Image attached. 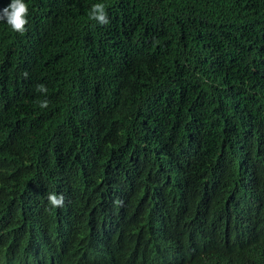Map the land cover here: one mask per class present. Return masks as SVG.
<instances>
[{
  "label": "trees",
  "instance_id": "1",
  "mask_svg": "<svg viewBox=\"0 0 264 264\" xmlns=\"http://www.w3.org/2000/svg\"><path fill=\"white\" fill-rule=\"evenodd\" d=\"M25 3L23 35L0 21V264H264V0Z\"/></svg>",
  "mask_w": 264,
  "mask_h": 264
},
{
  "label": "clouds",
  "instance_id": "2",
  "mask_svg": "<svg viewBox=\"0 0 264 264\" xmlns=\"http://www.w3.org/2000/svg\"><path fill=\"white\" fill-rule=\"evenodd\" d=\"M89 19L94 20L100 25L109 24V17L106 12V5L104 3H95L91 6L88 13ZM29 9L25 0H11V2L0 10V21L6 22L10 29L23 35L27 31ZM24 77H28V72H24ZM36 91L40 93H47L48 89L44 84L36 86ZM39 107L46 109L49 101L47 99L38 102ZM47 201L50 208H62L65 204V198L63 194L49 193L47 195Z\"/></svg>",
  "mask_w": 264,
  "mask_h": 264
}]
</instances>
